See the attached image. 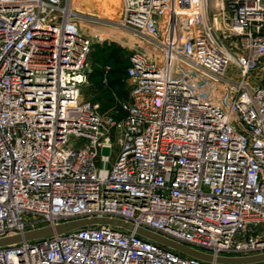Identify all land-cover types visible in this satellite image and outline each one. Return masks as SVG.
Instances as JSON below:
<instances>
[{
    "label": "built area",
    "instance_id": "1",
    "mask_svg": "<svg viewBox=\"0 0 264 264\" xmlns=\"http://www.w3.org/2000/svg\"><path fill=\"white\" fill-rule=\"evenodd\" d=\"M72 1L0 0V239L91 218L133 229L6 244L0 264L264 254V0H121L117 24L151 50L130 56L128 100L105 111L81 96L91 42Z\"/></svg>",
    "mask_w": 264,
    "mask_h": 264
},
{
    "label": "rangeland",
    "instance_id": "2",
    "mask_svg": "<svg viewBox=\"0 0 264 264\" xmlns=\"http://www.w3.org/2000/svg\"><path fill=\"white\" fill-rule=\"evenodd\" d=\"M72 7V17L77 21L80 32L91 42L88 57V67L90 65L91 69L103 67L112 72V76L116 73L125 76L124 70L129 66L130 56L136 52L151 50L150 44L144 38L117 24L122 15L121 0H73ZM120 61L126 62L122 69L116 68V63ZM129 89L127 77L124 82H117L114 91L120 102L128 100ZM81 96L97 108H101L104 100L97 93L96 84L90 81L82 87ZM109 153V149L102 150L104 155Z\"/></svg>",
    "mask_w": 264,
    "mask_h": 264
},
{
    "label": "water",
    "instance_id": "3",
    "mask_svg": "<svg viewBox=\"0 0 264 264\" xmlns=\"http://www.w3.org/2000/svg\"><path fill=\"white\" fill-rule=\"evenodd\" d=\"M111 224V225H118L127 229H133V225L127 224L121 220L117 219H108V218H91V219H79L74 221H69L66 223H61L56 225L55 227L51 226H45L41 227L32 231L25 232L22 235H14L9 237H4L0 239V246L20 242L22 240H34L38 238H43L50 236L54 233H65L67 231H70L75 228L82 227L84 225L89 224ZM136 232L139 234H142L152 240L157 241L158 243H161L163 245L172 247L180 252H183L188 255H193L202 259L206 260H212L213 257L211 255L199 252L197 250H193L191 248H188L187 246H184L182 244H178L174 241L168 240L158 234H155L149 230L143 229V228H137ZM216 261L224 264H252L253 262H261L264 261V254H258V255H252V256H244V257H217Z\"/></svg>",
    "mask_w": 264,
    "mask_h": 264
},
{
    "label": "trees",
    "instance_id": "4",
    "mask_svg": "<svg viewBox=\"0 0 264 264\" xmlns=\"http://www.w3.org/2000/svg\"><path fill=\"white\" fill-rule=\"evenodd\" d=\"M89 57V56H88ZM126 62L125 61H120L116 63V68L122 69L125 66ZM88 74L87 78L88 81L96 84L97 86V93L100 94L101 98L104 99L102 102L101 110L105 111L110 109L111 107H115L116 109L120 108L118 98L116 97L115 94V86L118 81H125L127 74L126 70H124V75L121 76L120 73H116V75L112 76V72L105 70V68H96L94 69L90 68V65L88 67ZM113 77V78H111ZM118 100V101H117Z\"/></svg>",
    "mask_w": 264,
    "mask_h": 264
},
{
    "label": "bare ground",
    "instance_id": "5",
    "mask_svg": "<svg viewBox=\"0 0 264 264\" xmlns=\"http://www.w3.org/2000/svg\"><path fill=\"white\" fill-rule=\"evenodd\" d=\"M212 4H213L214 7H216V6L218 5L217 0H213V1H212Z\"/></svg>",
    "mask_w": 264,
    "mask_h": 264
}]
</instances>
